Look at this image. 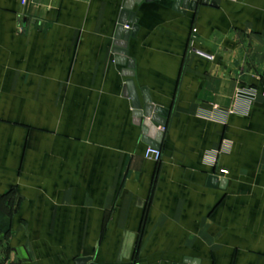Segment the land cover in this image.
<instances>
[{"label":"crops","instance_id":"obj_1","mask_svg":"<svg viewBox=\"0 0 264 264\" xmlns=\"http://www.w3.org/2000/svg\"><path fill=\"white\" fill-rule=\"evenodd\" d=\"M210 1L133 9L155 161L113 53L125 0H0V264H264V0Z\"/></svg>","mask_w":264,"mask_h":264},{"label":"water","instance_id":"obj_2","mask_svg":"<svg viewBox=\"0 0 264 264\" xmlns=\"http://www.w3.org/2000/svg\"><path fill=\"white\" fill-rule=\"evenodd\" d=\"M156 0H125L119 13L117 25L114 31L113 53L115 54V63L124 67L122 77L125 78L123 84V96L128 98L132 107L133 124L141 129V141L149 147L160 151L164 134L159 129L166 126V118L169 111L161 106L154 105L145 88L141 90L143 105L140 102L135 84H134V62L127 58V43L130 38H134L137 31V21L133 9L135 5L142 2L150 3ZM200 5H210L215 7L214 2L210 0H173V10L184 13L185 11H196ZM158 127V128H157ZM217 179L209 177L208 183L215 185ZM221 182V184H223ZM189 263L184 260V264ZM76 264H94L90 258H81Z\"/></svg>","mask_w":264,"mask_h":264},{"label":"built area","instance_id":"obj_3","mask_svg":"<svg viewBox=\"0 0 264 264\" xmlns=\"http://www.w3.org/2000/svg\"><path fill=\"white\" fill-rule=\"evenodd\" d=\"M22 3L24 4L25 0H22ZM144 157L146 159H154L155 161H158L161 157V154H160V151H157L151 147H147L144 152Z\"/></svg>","mask_w":264,"mask_h":264}]
</instances>
